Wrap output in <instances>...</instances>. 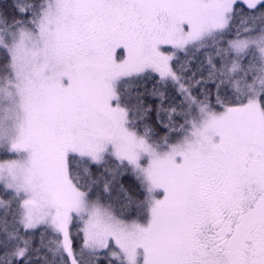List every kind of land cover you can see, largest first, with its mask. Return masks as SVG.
Masks as SVG:
<instances>
[{
    "label": "snow or ice",
    "instance_id": "1",
    "mask_svg": "<svg viewBox=\"0 0 264 264\" xmlns=\"http://www.w3.org/2000/svg\"><path fill=\"white\" fill-rule=\"evenodd\" d=\"M0 264H264V0H0Z\"/></svg>",
    "mask_w": 264,
    "mask_h": 264
}]
</instances>
